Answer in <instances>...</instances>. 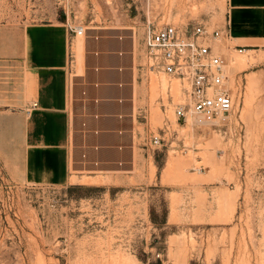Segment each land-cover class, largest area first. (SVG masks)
Masks as SVG:
<instances>
[{
    "label": "rangeland",
    "instance_id": "rangeland-1",
    "mask_svg": "<svg viewBox=\"0 0 264 264\" xmlns=\"http://www.w3.org/2000/svg\"><path fill=\"white\" fill-rule=\"evenodd\" d=\"M226 13L227 0H0V30L68 19L218 27ZM218 43L235 97L220 122H178L177 80L152 74L163 141L151 181L37 187L10 179L0 158V264H264V50Z\"/></svg>",
    "mask_w": 264,
    "mask_h": 264
},
{
    "label": "crops",
    "instance_id": "crops-1",
    "mask_svg": "<svg viewBox=\"0 0 264 264\" xmlns=\"http://www.w3.org/2000/svg\"><path fill=\"white\" fill-rule=\"evenodd\" d=\"M68 20L0 30V158L37 187L122 185L157 171L146 30L135 21ZM236 48L264 50V0H227ZM100 181V182H97ZM102 182V183H101Z\"/></svg>",
    "mask_w": 264,
    "mask_h": 264
},
{
    "label": "built area",
    "instance_id": "built-area-1",
    "mask_svg": "<svg viewBox=\"0 0 264 264\" xmlns=\"http://www.w3.org/2000/svg\"><path fill=\"white\" fill-rule=\"evenodd\" d=\"M70 29L75 34H84L87 28L71 24ZM229 37V31L203 21L185 26L158 24L146 31L149 70L177 80L176 87H170L168 94L171 101L179 96L175 104L178 122L216 123L233 111L231 75L218 43ZM162 141V136L154 137L155 144L160 145Z\"/></svg>",
    "mask_w": 264,
    "mask_h": 264
}]
</instances>
